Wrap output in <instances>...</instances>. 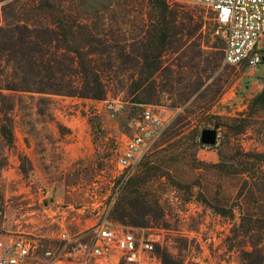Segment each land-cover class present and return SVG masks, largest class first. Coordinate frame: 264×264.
I'll use <instances>...</instances> for the list:
<instances>
[{"label": "rangeland", "instance_id": "1", "mask_svg": "<svg viewBox=\"0 0 264 264\" xmlns=\"http://www.w3.org/2000/svg\"><path fill=\"white\" fill-rule=\"evenodd\" d=\"M147 1L75 0L105 27V98L12 91L13 141L0 131V230L52 235L105 222L159 232L161 256L185 264H260L264 104L252 101L264 88V63H225L226 37L212 10L168 0L191 18L193 34L164 50L149 76L135 53L147 37ZM134 79L144 102L135 100ZM145 105L168 107L171 119L124 171L116 154ZM207 127L217 129L215 143L202 141Z\"/></svg>", "mask_w": 264, "mask_h": 264}, {"label": "trees", "instance_id": "2", "mask_svg": "<svg viewBox=\"0 0 264 264\" xmlns=\"http://www.w3.org/2000/svg\"><path fill=\"white\" fill-rule=\"evenodd\" d=\"M147 5V37L134 51L145 60L142 71L151 76L162 65L163 51L182 47L184 35L193 34V24L190 17L170 9L168 0H148ZM104 33L103 24L93 25L86 4L79 6L75 0H0V131L10 142L16 106L12 91L105 98V76L112 69L104 62L109 51L108 42L101 40ZM116 45L126 53L123 44ZM133 85L135 100L146 101L142 80L134 79ZM149 88L156 90L153 83ZM252 102L264 104V88ZM217 211L224 213V208L217 206ZM162 256L164 264H185L168 252ZM260 258L264 264V254Z\"/></svg>", "mask_w": 264, "mask_h": 264}, {"label": "built area", "instance_id": "3", "mask_svg": "<svg viewBox=\"0 0 264 264\" xmlns=\"http://www.w3.org/2000/svg\"><path fill=\"white\" fill-rule=\"evenodd\" d=\"M207 6L226 37L223 59L232 65L264 63V0H177ZM111 106L115 109L114 104ZM166 106L145 105L132 117L134 132L116 154L130 171L167 126ZM161 234L101 222L80 231L63 226L52 235L0 230V264H164Z\"/></svg>", "mask_w": 264, "mask_h": 264}, {"label": "water", "instance_id": "4", "mask_svg": "<svg viewBox=\"0 0 264 264\" xmlns=\"http://www.w3.org/2000/svg\"><path fill=\"white\" fill-rule=\"evenodd\" d=\"M217 135L216 128H204L202 131V141L204 143H215L217 140Z\"/></svg>", "mask_w": 264, "mask_h": 264}]
</instances>
